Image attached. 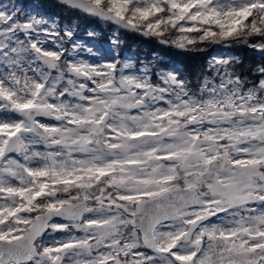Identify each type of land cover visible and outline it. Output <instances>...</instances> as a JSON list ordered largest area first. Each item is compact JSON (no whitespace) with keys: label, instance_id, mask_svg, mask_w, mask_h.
I'll return each mask as SVG.
<instances>
[{"label":"snow or ice","instance_id":"obj_1","mask_svg":"<svg viewBox=\"0 0 264 264\" xmlns=\"http://www.w3.org/2000/svg\"><path fill=\"white\" fill-rule=\"evenodd\" d=\"M60 2L264 57V0ZM95 37L0 0V264H264V64L247 80L213 57L195 94L175 67L79 59Z\"/></svg>","mask_w":264,"mask_h":264},{"label":"trees","instance_id":"obj_2","mask_svg":"<svg viewBox=\"0 0 264 264\" xmlns=\"http://www.w3.org/2000/svg\"><path fill=\"white\" fill-rule=\"evenodd\" d=\"M33 1V0H30ZM40 3L46 5L47 10L52 13L51 9H54L56 13H66L65 9L60 6L54 4L51 0H39ZM69 12V11H68ZM71 15H75V12H69ZM79 14V13H78ZM73 17H69L67 20L70 22ZM81 18V16H80ZM83 18V17H82ZM74 19V18H73ZM88 25H92L93 27L99 28V39L101 42H107V35L110 33L111 29H114L111 26L104 25L100 22H96L93 20L85 19ZM120 31V30H119ZM119 41L120 44L117 46L118 50H121V55L123 53L132 54L136 63H140L141 60L144 63L151 67L152 65L155 68H165L168 61L171 63L170 66H177L180 72L185 74L187 77H197L198 73L203 74L205 69V57L199 55L200 53H185L181 51H175L169 49L165 46H160L154 43L151 39L141 40L138 37H135L129 33L119 32ZM211 43H206V45L201 46L199 50L192 47L190 51H200L209 46ZM240 49L243 50L241 53L242 56H245V59L241 63L236 64V69L240 75H247V78H253V70L257 66V64H264V57L259 58L255 54H251L247 52L244 48L243 44H237ZM152 54H158L156 56L157 60L154 62H150L148 59ZM161 58V59H160ZM163 58V59H162ZM136 64V65H138Z\"/></svg>","mask_w":264,"mask_h":264},{"label":"rangeland","instance_id":"obj_3","mask_svg":"<svg viewBox=\"0 0 264 264\" xmlns=\"http://www.w3.org/2000/svg\"><path fill=\"white\" fill-rule=\"evenodd\" d=\"M65 8V7H64ZM77 15H78V12H75V16L77 17ZM64 16H67V13H64ZM76 24V22H74V24L73 25H75ZM62 25L64 26V22H62ZM117 36L118 34H117V31L116 30H114V31H112L111 30V32H110V36L111 37H113V36ZM112 39V38H111ZM110 39V40H111ZM119 39V38H118ZM55 40V37H49V38H47V42L44 44V47H46V48H50V49H53V50H55V48H56V45L53 43V41ZM207 43V42H206ZM113 44H111V43H109L105 48H104V51H106L107 52V54H102L101 53V50H100V47H99V45L97 44V43H93V46L95 47V48H97V49H99L100 50V55H98V56H96V57H93V56H90L86 51L85 52H83V53H81V56L80 57H78L79 59H85V60H87V61H89V62H91V63H95L97 60H100L101 59V57H103V59L104 60H106V61H110V60H115V58L113 57V50H112V48H111V46H112ZM217 56H223V57H228V58H230V56L228 55H226L225 54V52H224V50H223V48H220V49H215V50H213V55H212V57H210V59L208 60V66H209V63H210V61H212V59H213V57H217ZM119 61H121V62H123V61H125V60H130L131 62H133L134 63V61H133V55L131 54V55H121L120 57H119V59H118ZM142 65H135V63H134V67L136 68V69H139L140 67H141ZM169 66V65H168ZM171 67H174V66H171ZM171 67H168V68H171ZM175 68H177V67H175ZM210 68V67H209ZM256 68V67H255ZM178 69V68H177ZM210 72H211V75L210 76H206V77H209V78H212L213 76H214V72L212 71V69L210 68ZM152 78H158L156 75H153L152 77H151V79ZM153 82V81H152ZM203 82V81H202ZM154 84H159V83H161V81L159 80V79H157L155 82H153ZM200 88V87H199ZM199 94V93H198ZM54 123V122H53ZM41 150H43V149H41ZM220 216L221 217H223V214H220ZM211 219V222H214V223H219L220 221L218 220V218L216 217V216H213V217H211L210 218ZM60 223H64L63 221H60ZM73 231V235H75V236H83V233H81V232H77V231H75V230H72ZM65 236H66V233H64V232H52L51 231V229H48V231L46 232V234H45V237H46V240L49 242V243H51L52 241H53V239H55V240H60V239H62V238H65ZM144 251H148V250H145L144 249ZM73 264H74V261H73Z\"/></svg>","mask_w":264,"mask_h":264},{"label":"water","instance_id":"obj_4","mask_svg":"<svg viewBox=\"0 0 264 264\" xmlns=\"http://www.w3.org/2000/svg\"><path fill=\"white\" fill-rule=\"evenodd\" d=\"M56 2H58V3H61L60 2V0H55ZM68 7V6H67ZM69 9H71V10H74V9H72V8H70V7H68ZM79 11V10H78ZM82 13V12H81ZM82 14H84L86 17H88V18H90V19H95V20H98V19H96V18H93V17H90V16H88L87 14H85V13H82ZM109 24V23H108ZM128 32H131V31H128ZM131 33H133L134 35H136V36H138V37H140V38H142V39H146V38H149V37H151V36H143V35H141V34H139V33H135V32H131ZM156 42H158V43H160V40H155ZM160 44H162V43H160ZM162 45H165V46H169V47H171V48H174V49H177V50H181V49H178V48H176L175 46H170L169 44H162ZM213 45H217V46H219L220 44H213ZM182 51H187V50H182ZM258 53V52H257ZM260 56H261V54L260 53H258ZM56 220H60L59 218H55Z\"/></svg>","mask_w":264,"mask_h":264},{"label":"flooded vegetation","instance_id":"obj_5","mask_svg":"<svg viewBox=\"0 0 264 264\" xmlns=\"http://www.w3.org/2000/svg\"><path fill=\"white\" fill-rule=\"evenodd\" d=\"M242 79H245V77H244V78H242Z\"/></svg>","mask_w":264,"mask_h":264}]
</instances>
